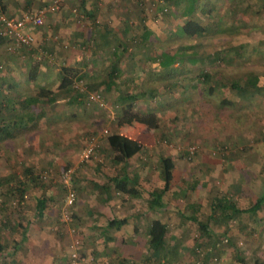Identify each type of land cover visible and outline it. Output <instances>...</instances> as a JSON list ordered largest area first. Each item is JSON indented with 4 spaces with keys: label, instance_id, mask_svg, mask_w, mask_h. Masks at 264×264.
I'll use <instances>...</instances> for the list:
<instances>
[{
    "label": "rangeland",
    "instance_id": "obj_1",
    "mask_svg": "<svg viewBox=\"0 0 264 264\" xmlns=\"http://www.w3.org/2000/svg\"><path fill=\"white\" fill-rule=\"evenodd\" d=\"M56 1L60 3L59 10L49 13L41 26L27 30L35 37L32 48L10 54L0 46V102L4 104L6 99L17 98V95L34 94L36 86L58 91L63 76H67L77 90L85 94L88 103L70 104L65 95L53 103L41 102L39 106L47 109L46 118L40 122V129L45 131L40 132L43 139L20 137L10 142L9 147L0 146V177H12L0 186V243L3 249L5 247L0 252V264H18L16 258L21 254L16 255V243L25 234L29 238L33 234L29 231L32 227L36 228V235H47L51 250L60 248L61 264H74L71 253L76 240H79L80 255L87 260L85 264H264V203L257 212L241 213L233 218L218 214L211 218L209 204L210 198L217 194L226 195L242 208L249 207L257 199L240 189L242 180H252L254 193L264 183V0H202V6L207 1L214 2V9L208 12L209 7L204 11L200 6L193 17L212 34L199 42L187 40L173 45L167 43L187 20L183 12L188 0H145L142 3L98 0L100 12L93 20L81 8V0H0L7 4L8 14L17 17ZM140 19L154 30L150 37L153 41L155 36L159 37L167 49L173 50L187 44L183 51L190 56L186 59L197 57V60L195 63L186 59L184 64L177 62L163 81V70L155 61L162 47L154 49L146 44L139 48L140 45H135L138 33L129 45L133 62L124 65L122 85L108 90L106 67L113 64L109 63L112 54H104V59L97 60L96 66L87 65L90 50L98 39L97 30L103 29L105 24L111 30L122 29L126 20L138 22ZM32 28L38 31L33 32ZM137 29L133 31H142ZM78 30L82 33L81 40L74 35ZM85 32L91 36L96 34V39L89 38V49L83 41ZM194 51L196 55L192 54ZM227 51L233 55H228ZM73 53L78 56L81 68H75L72 74L68 71L70 67H66ZM217 55L218 59H214ZM247 68L262 77L260 89L238 92L230 87L227 78L221 81L214 78L211 82L203 77L198 79L202 71L210 70L217 77V73L222 74L219 70H223L226 74L236 73L235 77L244 83L243 73L238 72L245 74ZM33 70L36 75L32 79ZM10 83L16 86L10 87ZM121 91L130 94L139 91L140 94L124 101L120 99ZM92 94L96 99H91ZM223 98H229L228 103H221ZM152 119L157 127L150 122ZM115 122L126 124L127 132H135L144 149L124 166L117 156L116 165H105L106 184L111 177L108 172L139 177L143 192L140 199H132L114 189L103 193L95 185L99 177H90L82 169L79 172H83L86 179L75 177L77 169L72 162H83L88 168L87 160L108 154L99 152L93 156L95 149L103 150ZM192 146L195 152L190 156ZM89 148L93 150L87 157L85 153ZM167 156L175 161L174 180L163 195L162 203L155 204V209L148 214V206L154 200L149 193L161 191L164 186L162 160ZM217 157L221 160L218 175L209 182L214 172L205 170L203 162H214ZM50 161L54 166L49 165ZM30 168L36 171L31 172ZM68 168L73 169L69 186L62 180ZM229 169L237 177L231 185L224 182V172ZM39 172H47L46 177L41 180L33 176ZM99 176L104 178L102 174ZM18 185L23 191L17 189ZM68 187L77 192V199L69 209L73 214L70 220L65 219ZM88 194H92L93 204L101 203L100 196L104 194L106 211L99 209L98 214L92 216L85 205L90 199L83 198ZM40 197L49 199L48 211L42 217L32 204ZM113 217H127L129 222L109 227V219ZM153 218L161 219L168 226L166 243L160 247L148 243V230L144 229ZM24 221L28 227L25 233L20 231L21 227L26 228L22 226ZM84 224L97 228L107 242L96 244V240H85ZM45 229L48 232H44ZM25 257H29L28 253Z\"/></svg>",
    "mask_w": 264,
    "mask_h": 264
},
{
    "label": "trees",
    "instance_id": "obj_2",
    "mask_svg": "<svg viewBox=\"0 0 264 264\" xmlns=\"http://www.w3.org/2000/svg\"><path fill=\"white\" fill-rule=\"evenodd\" d=\"M87 1L88 0H81V8L84 10V13L88 14L93 20V18H95L94 17L95 13L94 11L92 13V11L87 10L88 9L86 7ZM200 2L203 1L202 0L187 1L185 11L183 12L184 17L187 20L180 26L179 33L177 35H172V40H170V42L168 41L167 44H172V45L179 44L178 42H184L187 40H196V42H199L200 39H202V37L212 34L211 30H209L207 26H205L201 21H199L197 18L193 16L198 13L200 6L204 11L206 7H209V9L207 10H209L208 12H210L211 10L214 9L213 8L215 6L214 2L207 1L205 5L203 3L204 6H202L201 5L202 3ZM6 5L7 4L4 5L0 2V6H1L0 13L1 12L8 13V8ZM96 8L98 7L96 6ZM143 20L144 19H140L138 20V22H132L131 20H126L125 21L126 26L118 30L114 28L111 30V28L107 24L102 26L103 29L97 30L99 33L103 31L102 34L106 40V43L104 45L108 48V50H110V52H114L113 56L112 55L111 56L112 59L116 60L118 64L123 63L124 65H126L127 64L126 62L129 61L133 62V60H130L132 58L130 55L133 54L129 52V45L133 43L134 37L138 33L139 35L138 38L136 39L137 42L135 45L136 46L140 45L139 48L146 46V44L153 46L154 49H156L157 47L158 48L162 47L161 48L162 53L158 58H156L155 61H157L158 66L161 68L160 70H163V74L161 76V79H163V81L167 76V73L173 69V67L177 62H180L182 64H184L186 60L192 61L190 63L196 62L197 57H191L186 59L187 56H190L189 52L183 51V49L187 47V44H185L183 47L179 46L178 48L173 50L170 47L167 49V47L165 46V42L163 43L159 41V37L155 36V41H153L152 38L150 37L154 35V30L148 27ZM135 28H138L137 30H142V31L134 32L133 30ZM91 37L92 36H90L89 38L91 39ZM89 38L85 37V40H83L84 42L86 41V44L89 46L88 49L90 48L89 42H91ZM92 38L96 39L95 36H93ZM2 45L10 54L22 48H29L23 45L19 46L15 44V42L11 38L5 36V34L3 33V27L0 24V46ZM194 48L195 46H193V50ZM93 50L91 48L90 50L91 59L89 60L90 62H87V65H90L91 63V65L96 66L97 60L99 61V57L101 56L100 54H98L96 51L94 52ZM192 54L196 55V52L194 51ZM102 57H105V55H102ZM216 58L218 59V55L214 56V59ZM221 66L222 65H220L219 67ZM69 67L70 66L66 67V69ZM132 70L135 72L134 68H132ZM0 71H2L1 64H0ZM68 71H71V73L73 74L75 73L76 70L75 68H70V70ZM106 71L110 79V81L107 83V89L110 90L114 85H116L115 81L120 76H123V72H121V69L117 66L116 62L114 61L113 64H111L108 68L106 67ZM219 71H221L222 74L217 73L218 78L216 77L215 74L213 75V73L210 70H207L205 72L202 71L203 73L201 72V76H199L198 79L203 77V79L206 80L210 79L211 82L214 78L217 79V81H221L227 78V81L230 83L229 84L230 87L234 90H237L238 92H249L250 89L256 87L258 89L261 88L259 81L262 79V77L259 75L257 71L255 72V70L253 69L247 68L245 74L243 71L238 72L240 75H242L243 73L244 75L243 81L245 84L241 83L239 79L235 77L236 73L226 74L223 72V70H219ZM35 73L36 70H33L31 75L32 79L35 78L36 75ZM126 79L127 81L130 80L129 78ZM130 81H134V80L131 79ZM9 86L13 88L16 86V84L10 83ZM139 91L133 94L127 93L125 91H121L120 99L125 101L127 99L136 98L140 94ZM64 95L66 96L70 104L86 105V103H88L87 101L88 99L84 97L85 94L81 90H77L72 80H70V78H68L67 76H63L58 91L56 90L54 91L51 88H41L36 86V90L34 94L27 96L17 95L18 96L17 98L9 97V99H6L4 104L0 102V146L4 147V145L6 144L9 147V144H11L10 142L15 141L20 137H24L26 140L28 138L33 137L36 138V141L37 140L41 141V139H43V136L40 135V132L45 133V131L40 129L41 126L40 122L44 118H46L47 109L42 106H39V104L41 102H46L47 104L53 103L58 99H60L61 96L65 97ZM31 106H35V108L32 109ZM126 113L129 115L128 110ZM51 122L52 121L50 120V123ZM150 122L154 127H157V123L153 119L150 120ZM105 144L107 145V148L112 150L113 152L114 151L119 152L125 160H130L131 158L135 157L143 150V144L141 142L132 139L127 135H122V134L109 135L105 139ZM162 165H163L164 186L161 189V191L155 190L151 192V196L154 198L155 203L159 205L162 203L161 199L163 195L170 190L172 182L174 180V170H175L174 158L171 156L164 157L162 160ZM69 169L71 168H68L67 170ZM30 171L32 172L36 170L30 168ZM43 172H39L37 175L35 174L33 176L42 180ZM123 174L121 172L117 176L112 178L113 187L118 192H121L131 197L136 198L141 196L142 190H140L141 184L139 180L137 178H130L127 175L123 176ZM11 179L12 177H8V178L0 177V186H2V184H5L7 181H10ZM111 188L112 187L110 185H105L104 189H107L109 192ZM17 189L19 191L21 190L23 191V188L20 185H18ZM263 203H264V196L256 200V202L253 205L242 208L239 206L237 202L231 201L226 195H220V196L217 195L211 203V218H216L217 214L218 216H222L224 218H233L241 213H254L257 212L262 207ZM46 208H47V198L40 197L37 203V214L40 217L44 216ZM128 222L129 219L127 217H124L122 219L113 217L109 219V225L113 227L125 225ZM200 225L203 228L205 227L207 228V225L205 226L204 223L200 222ZM167 232H168L167 224L163 222L161 219L158 218L154 219L149 229L151 244L154 247H160L165 245ZM3 250H4L3 245L0 243V251L2 252ZM1 260L2 259H0V262Z\"/></svg>",
    "mask_w": 264,
    "mask_h": 264
},
{
    "label": "crops",
    "instance_id": "obj_3",
    "mask_svg": "<svg viewBox=\"0 0 264 264\" xmlns=\"http://www.w3.org/2000/svg\"><path fill=\"white\" fill-rule=\"evenodd\" d=\"M97 2H98V0H88L87 2H86V7L88 8V10H90V11H92V13H93V11H94V13H95V17H97V16H99V12H100V8L98 7V5H97ZM8 5H11V3L10 4H8ZM96 6L98 7V8H96ZM68 13V16L69 17H71V12H67ZM101 19H103V17L101 16ZM99 22H101V20H99ZM32 30H33V32H35V31H38V30H36V29H33L32 28ZM80 30H78V32H76V33H74V35H75V37H76V35L77 36H79L78 37V39L79 40H81V35H82V33H80L79 32ZM86 31V30H85ZM71 32H69V34H70ZM87 33L88 32H85V34L83 35L84 37H86V38H89L91 35L90 34H88L87 35ZM99 33V32H98ZM94 36L96 37V34H94ZM69 38H71V36H68ZM75 37L73 38V39H75ZM93 37V36H92ZM91 37V39L93 40V38ZM106 43V40H105V37L103 36V34H102V32L101 33H99V35H98V39L95 41V44L93 45V48H94V52L96 51L98 54H100V56L101 57H99V60H102V59H104V57H102V55H104V54H108V53H111L112 55H113V53L114 52H110V50H108L107 48H106V46L104 45ZM106 49V50H105ZM114 51V50H113ZM118 52H119V50H118ZM227 54L228 55H233V54H229V52L227 51ZM235 54H237V52L235 53ZM77 57L78 56H76V53H73V55H69V59L67 60V61H69V66H70V68H81L80 67V62L78 61V59H77ZM235 57H236V55H235ZM111 58H112V56H111ZM72 59V61H70ZM82 58L81 57H79V60H81ZM113 61L114 62H116V64H117V66L121 69V72H123L124 71V64L123 63H117V61L116 60H113L112 59V61L111 62H109V63H113ZM176 65V64H175ZM222 67V66H221ZM109 81H110V79H109ZM121 81H124V79H121V76L116 80V85L115 86H120V84L122 85V82ZM130 81V80H129ZM107 87V86H106ZM226 99H229V98H223L222 100H220V102L222 103H228V102H226L227 100ZM59 100V99H58ZM229 101V100H228ZM230 103V102H229ZM108 109L111 111V108H109L108 107ZM112 112V111H111ZM75 116H78L77 114H74ZM81 117H82V114H81ZM116 123V122H115ZM120 123V124H119ZM126 124H123L122 122H117L116 123V125H114V129L113 130H111V133L109 134V135H111V134H122V135H127V136H129V137H131L132 139H135V140H137V141H139V142H141L139 139H138V137H137V135L135 134V132L132 134L131 132H127L125 129H126V126H125ZM108 135V136H109ZM142 143V142H141ZM143 144V143H142ZM143 149H144V145H143ZM143 151V150H142ZM99 152H108V154L105 156V155H103L102 154V156L101 155H99V156H97V158H95V159H93V160H87V163H86V165L85 166H87L88 168H85L84 167V165L82 164L83 162H76L75 161V163L74 162H72L73 163V166L74 167H76V169H77V171H76V179H78V180H82V179H86L84 176H83V172L81 173V172H79L80 171V169H82V171H84V172H87L88 174H90L91 176L90 177H93V178H96L97 179V177H99V179H97L98 181H99V183H97V184H95L96 186H98V188L100 189L101 188V191L104 193V192H107V193H109L108 192V190L107 189H104L105 188V185H110L112 188L110 189V190H112V189H114V190H116L114 187H113V182H112V178L113 177H115V176H117L118 174H116V175H112L111 174V172L109 173L108 172V174H109V176L111 175V177L109 178V180H110V182H109V184H106V173L104 172V166L105 165H108V166H111L112 165V163L113 164H117L119 161H117V160H115V156H117V159L118 160H120L121 162H123L124 164H123V166L125 165V164H127V161H129V160H125L123 157H122V155L119 153V152H117V151H112V150H110V149H108L107 148V145L105 144V146L103 147V150H101V149H95V151L93 152V156H95L96 157V155L99 153ZM61 154H62V152H61ZM101 154V153H100ZM138 155V154H137ZM114 159H113V158ZM132 159V158H131ZM99 160H100V162H99ZM221 162V160L220 159H218V157L214 160V162H212V161H208V162H203V165H204V168H205V170H207V171H209V172H214V173H212V174H210L211 176L209 177V182H213V180H214V177L216 176V175H218V166L220 165L219 163ZM52 164V166H54V164L52 163V161H50L49 162V165H51ZM235 165H238L237 164V162L235 161ZM102 174L103 176H104V178H101L100 176H99V174ZM138 173H142L141 171H139ZM225 173V176H224V182L227 184V185H231V181L232 182H235L234 180L236 179L237 180V177H235V172H233V170H231V169H229L228 170V172H224ZM78 174V175H77ZM106 174V175H105ZM123 174V173H122ZM129 176L128 174H123V176ZM130 177V176H129ZM131 178V177H130ZM137 179H139V177H136ZM216 178V177H215ZM101 179H104V181H101ZM140 182V181H139ZM252 180H250V179H248V180H242V185H241V187H240V189L241 190H243L244 189V191L246 192V193H248V194H250V197H252V198H254V197H256V199L258 200V199H260V198H262L263 196H264V183L261 185V187L262 188H258V192H256V193H254L252 190H253V188H252ZM96 186H93V187H96ZM142 189V188H141ZM140 189V190H141ZM117 191V190H116ZM117 193H119V194H121V192H118L117 191ZM94 194V193H93ZM123 194V193H122ZM150 195H151V192L149 193ZM123 195H125V194H123ZM90 196L92 197V194L91 195H83V198H85V200H87L88 199V197H89V199H90ZM103 196H104V194H102L101 196H100V200H102V201H100L101 203H96V204H93L92 202H91V199H90V202H88V201H86L85 202V205H87L88 206V211H89V213L93 216L94 214H98L97 213V210H99L100 209V211H102V212H104V211H106V209L103 207L105 204V202L103 203V199H106V198H103ZM128 196V195H127ZM126 196V197H127ZM141 196H143V192H142V195ZM141 196H139V197H131V196H128V197H130V198H132V199H140L141 198ZM217 196V194L213 197H211L210 198V200H211V202H209V204L211 205V203H212V201H213V199L215 198ZM49 199L47 198V204H48V201ZM27 203H31V201L30 200H27ZM37 203L38 202H34V203H32V204H35L36 205V207H37ZM202 203V202H201ZM155 200H153V202L151 201V203H150V205L148 206V209H147V213L149 214V213H151L152 211H153V209H155ZM96 205V206H95ZM106 206V205H105ZM47 207H48V205H47ZM47 211H48V209L46 208V210H45V214L47 213ZM133 213H137V212H133ZM247 214H250V213H247ZM39 216V215H38ZM40 217V216H39ZM154 219H156V218H153V219H149V221L147 222V226L144 228V229H146V230H148V243H150L151 244V242H150V235H149V229H150V227H151V225H152V222H153V220ZM108 224H109V222H108ZM23 225H25V221L23 222V224H22V226ZM26 226V228L23 226V227H21L20 229V231L22 232V231H24V233L25 232H27L28 230V227H27V225H25ZM84 231H86L85 232V240H86V238H88V240L90 241V242H93V241H95L96 240V244H98L99 242H103V243H106L107 241L106 240H108V239H104L103 237H105L104 236V234L103 233H99V230L97 229V228H94V227H91L92 225H87V224H84ZM109 227H110V225H109ZM111 227H113V226H111ZM114 227H116V226H114ZM40 228V227H39ZM45 228H47V226H45ZM88 228H90L89 230H87ZM36 228L34 227H32V228H30V232L31 231H33V234H30L31 236L28 238L26 235L27 234H25L24 236H22L21 237V239L19 240V242H17L16 244H17V249H15V252H16V255H17V253L19 252V254H21V256L20 257H17V256H15V257H17L16 259H17V263L18 264H22V263H25V264H61L62 262V260L60 259V258H58V256H59V254L60 253H62V251L60 250V248H56L55 250H51L50 249V243H49V240H48V238H47V235L44 237L43 236V234H42V236H39V235H36V230H35ZM102 229H104V228H102ZM102 229H100V230H102ZM44 232H48V230H44ZM33 235V236H32ZM28 238V240H26ZM132 239V238H131ZM88 240L86 241V243L88 244L87 246H89L90 245V242H88ZM134 242H136V240L133 238L132 239ZM52 243L53 244H55V241L54 240H52ZM133 243V242H132ZM25 245V246H24ZM92 245H91V249H92ZM94 248L96 249V247L94 246ZM4 249H5V247H4ZM1 252V251H0ZM2 253V252H1ZM1 253H0V259H2V255H1ZM27 253H28V258H26L25 257V254L27 255ZM1 262H2V260H1ZM0 262V263H1Z\"/></svg>",
    "mask_w": 264,
    "mask_h": 264
},
{
    "label": "built area",
    "instance_id": "obj_4",
    "mask_svg": "<svg viewBox=\"0 0 264 264\" xmlns=\"http://www.w3.org/2000/svg\"><path fill=\"white\" fill-rule=\"evenodd\" d=\"M136 1L142 3L145 0H136ZM59 8H60V3L56 1L47 7H42L37 10L28 11L20 17L12 16L7 12L6 13L1 12L0 24L3 27V33L5 34V36L11 38L15 42V44L19 46L23 45L32 48L35 45V37L30 31L27 30L32 26L35 27L41 26L44 23L48 14L50 12H55L56 10H59ZM91 99H96V95L92 94ZM92 150L93 148H89L85 153V155L89 157L90 154L92 153ZM189 151L191 154L190 156H192L195 152V146H192ZM46 173L47 172H45L42 175L43 178L46 177ZM72 174H73V169L71 168L68 171H66L62 176V180L67 186H69V183L72 179ZM76 199H77L76 189L68 187L67 195H66V203H65V207L67 209V212L65 213L66 220H70L73 215L72 212L69 211V209L73 207ZM78 244H79V240H76L74 244V250L71 253V259L74 264H85L87 263V260L85 257H82L80 255L79 252L80 247Z\"/></svg>",
    "mask_w": 264,
    "mask_h": 264
}]
</instances>
